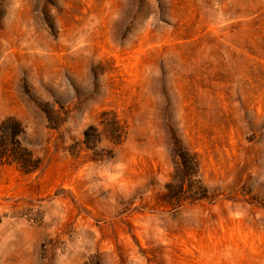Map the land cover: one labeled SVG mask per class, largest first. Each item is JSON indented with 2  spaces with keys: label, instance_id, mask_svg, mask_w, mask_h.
<instances>
[{
  "label": "rangeland",
  "instance_id": "rangeland-1",
  "mask_svg": "<svg viewBox=\"0 0 264 264\" xmlns=\"http://www.w3.org/2000/svg\"><path fill=\"white\" fill-rule=\"evenodd\" d=\"M10 117L0 264H264V0H0Z\"/></svg>",
  "mask_w": 264,
  "mask_h": 264
},
{
  "label": "trees",
  "instance_id": "trees-1",
  "mask_svg": "<svg viewBox=\"0 0 264 264\" xmlns=\"http://www.w3.org/2000/svg\"><path fill=\"white\" fill-rule=\"evenodd\" d=\"M24 135H25V130L22 126V124L16 120L15 118H7L5 119L1 126H0V163H2L4 160L5 161H16L20 163V165L23 167V169L27 170H33L37 164L34 163V160L32 158V154L27 150L26 146L23 144L24 140ZM19 136L20 139L17 140V145H19V150L23 154L27 156L26 159H24L26 164L23 162L19 157V155H16L15 152V147L10 145V138ZM12 157V158H11ZM178 157L180 158V166L182 169V172L186 170L188 167H193V170L197 172L199 170V160L196 155H190L189 153L187 154V157H185V154L182 152L178 154ZM22 161V163H21ZM33 163V164H32ZM191 164V165H190ZM26 165V166H25ZM20 166V167H21ZM186 178L182 179V185H179V191L182 193H185L184 187L186 186ZM200 188V187H199ZM207 197L206 194H204V190H200V193L198 194L197 198L194 200H203Z\"/></svg>",
  "mask_w": 264,
  "mask_h": 264
}]
</instances>
